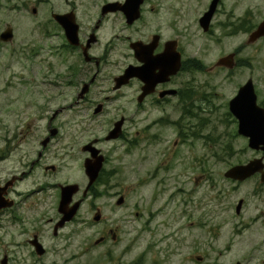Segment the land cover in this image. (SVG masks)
Instances as JSON below:
<instances>
[{
	"label": "rangeland",
	"instance_id": "1",
	"mask_svg": "<svg viewBox=\"0 0 264 264\" xmlns=\"http://www.w3.org/2000/svg\"><path fill=\"white\" fill-rule=\"evenodd\" d=\"M188 1L192 13L183 24L191 27L192 35L196 34L193 48L199 73L184 74L180 82H189L194 88L193 102H201L202 109H193L198 117L188 120L183 118L184 110L180 106L166 121L153 126L163 112L149 109L150 105L136 115L134 106L129 113L125 109L118 111L121 104L114 103L99 117L93 116L91 103L76 107L77 90L69 85L64 87L70 80L66 74L68 63L63 57L61 31L52 18L54 13L63 12V0H0V35L7 25L15 34L13 42L3 45L0 52V119L5 120L6 126L16 125L18 117H44L43 112L51 114L63 105V148L67 150V170L63 177L71 184L80 185L81 190L88 185L84 159L79 160V156L83 158L84 144L106 137L110 121L121 115L134 117L133 122H139L135 128L143 131L141 145L133 151H127L123 142L102 144L110 158L108 169L118 168L119 172L105 195L84 202L58 240L48 236L50 226L42 223L45 245L52 251L55 247L61 251L52 252L41 264H94L99 255L104 259L108 244L94 247L103 230L117 233L118 243L112 247L115 264H176L192 253L186 250L190 236L176 234L180 229V200L188 197L193 202L207 200L213 193L210 186L217 187L214 192H219L220 200L223 191L229 189L225 173L253 159L245 140L237 134L229 103L249 79L257 88L260 102L264 101V39L248 44L250 27L256 28L264 21V0H222L212 37L201 36L194 25V16L203 11L207 0ZM34 7L38 9L37 15L32 14ZM238 26L240 30L234 32ZM235 51L239 52L241 66L229 72L219 69V73L206 74L219 59ZM110 64L105 76L119 73L120 63ZM62 76L63 88L60 87ZM106 80L101 79V84ZM94 92L95 103L108 96L102 85ZM125 103L122 99V105ZM77 118L82 121L79 126L73 122ZM44 124L46 121L39 126ZM227 146L229 154L224 150ZM258 179L252 178L242 185L243 193H232L229 202L233 205L229 202L219 205L222 226L219 238L197 237L193 251L205 248L212 264H236L237 261L263 264L264 188L254 192ZM197 182L202 183L194 185ZM244 192L249 194L248 206L245 215L238 218L237 201L245 196ZM192 193L194 195H190ZM121 197L125 198V207L117 205ZM24 207L25 216L32 218L34 210L29 204ZM223 207L226 212L222 211ZM96 208L101 209L100 222L94 221ZM135 209L143 214L137 217ZM238 222L244 227L234 229ZM6 224L3 231L9 227ZM28 227L23 231L22 225L11 224L8 236L0 239V261L8 254L12 264H34L35 259L26 249V239L30 237ZM181 240L183 244L178 250L177 243ZM103 259H100L101 264H107ZM139 259L143 260L139 262Z\"/></svg>",
	"mask_w": 264,
	"mask_h": 264
},
{
	"label": "flooded vegetation",
	"instance_id": "2",
	"mask_svg": "<svg viewBox=\"0 0 264 264\" xmlns=\"http://www.w3.org/2000/svg\"><path fill=\"white\" fill-rule=\"evenodd\" d=\"M212 2L213 0H207L203 11L194 16L195 28L197 27L198 32L202 33L201 36L212 37L215 34L219 5L207 32L202 24L203 18L211 9ZM34 9L38 12L37 7ZM191 13L192 7L188 0H63V12L60 14L63 15V27L56 23L61 31L63 57L68 63L66 74L70 78L64 87L69 85L70 88L77 90L74 102L76 107L91 103L93 109L90 110L93 116L99 117L105 114L108 107L114 103L121 104L118 111L125 109L129 113L131 106H134L136 115L150 105L149 109L163 112L161 119L153 123L154 126L166 121L167 116L174 114L181 106L184 110L183 118L196 119L198 115L193 112V109L201 110V102H193L194 88L189 85V82H180L184 74L192 76L198 72L193 48L196 34L192 35L191 27L183 24L185 18ZM3 45L5 43L0 42V52ZM234 54L236 67H239L242 62L239 52L235 51ZM110 62L120 63L117 70L119 73L105 76V69L112 66V64L109 65ZM216 64L207 69L206 74L219 73V69L227 70L217 67ZM127 72L137 75L130 76L126 79L124 86L117 88L118 79L125 76ZM101 79L107 80L101 84ZM101 85L108 96L103 97L101 102L95 103L94 91ZM60 87L63 88V76ZM122 99L126 100L125 105H122ZM263 102H260L259 106L264 109ZM28 106L27 103L26 107ZM98 109L100 112L96 113ZM43 114L46 116L18 117L16 125L13 126H6L5 120L0 119V202L13 205L0 211V239L8 236L11 224L18 227L22 225L23 231L29 226L30 237L26 239L28 244L26 249L35 259L34 264H41V261L47 259L52 252L61 251L57 247L52 251L45 245L43 242L45 231L42 229V223L45 222L50 226L48 236L58 240L65 226L73 222L56 230L63 218L59 212L63 186L71 184L63 177V172L67 170L65 158L67 150L63 148V137L65 136L63 105L51 114L47 112ZM122 120L124 123L120 128L119 138L108 140L107 138L115 130L116 125ZM135 120L130 115H121L110 121L106 137L88 141L82 146L83 158L79 156L80 161L84 159L85 163L92 160L91 151L84 150L90 145L91 149L99 151L97 158L103 157L104 162L92 185H89V180L84 190H81L82 187L79 185L80 192L74 197L71 206L81 200L82 207L88 198L97 200L105 195L106 189L119 170L118 168L108 169L110 158L103 150L102 144L123 142L127 151L139 149L143 131L135 128L139 124V122H133ZM44 121L46 124L39 126ZM232 121L238 134L239 121L235 117ZM73 122L75 126L82 124L81 118ZM242 139L248 146L249 140L243 137ZM224 150L230 153L228 146ZM250 152L254 155L252 160H262L264 164V151L250 149ZM257 177L261 175H256L254 178ZM226 181L229 189L223 191L220 200L219 192H214L217 190L216 186L209 187L213 193L209 194L210 197H207V200L197 199L193 202L189 197L180 200V219L178 218L180 229L176 234L183 237L190 236L186 242V250L187 253L190 250L192 253L176 264L193 262L212 264L209 261V252L205 251V248L193 251L196 239L197 237L219 238L222 228L219 224V205L223 206V203L229 202L232 193H243L241 187L247 183V181L237 182L231 179H226ZM201 183L197 182L194 185L199 186ZM263 188L264 184L259 183L254 192L257 193L258 189ZM244 193L245 196L237 201V207L239 203H242L240 213L237 212L236 207L238 218L245 215L248 206L249 194ZM121 198L125 202V198ZM27 204L34 210L32 218L25 216L24 205ZM124 204L120 207H125ZM229 204L233 205V202ZM95 210L96 215L102 218L101 209L96 208ZM222 211L227 210L223 207ZM134 214L140 217L143 211L135 209ZM7 215L10 216L6 220ZM150 217H153V214H150ZM7 221L8 224H6ZM5 224L9 227L3 231ZM236 226L242 228L244 224L238 222L233 228L235 229ZM33 242L41 244L42 254L38 253L37 245ZM117 243L116 232L103 230L99 239L94 242V247H104L108 244V254L104 259L99 255L94 264H101L100 259L107 264H115L112 247ZM182 244V240L177 243L178 250ZM177 254L176 251L175 255ZM3 259L6 260L5 264H12L8 254H4ZM142 260L139 259V262ZM2 263L0 261V264ZM130 264H137V262Z\"/></svg>",
	"mask_w": 264,
	"mask_h": 264
},
{
	"label": "water",
	"instance_id": "3",
	"mask_svg": "<svg viewBox=\"0 0 264 264\" xmlns=\"http://www.w3.org/2000/svg\"><path fill=\"white\" fill-rule=\"evenodd\" d=\"M221 0H214L211 9L203 18V29L205 32L209 30V26L211 21L215 15L217 7ZM33 14H37V11L34 9ZM53 19L63 27V15H53ZM264 37V22L258 27L257 31L254 32L250 36L249 43H254L260 38ZM14 39V32L11 26H8L6 31L2 33L0 36V41L3 43H11ZM217 67H225L228 69L235 68V57L234 55H229L216 64ZM141 72L139 73L140 76ZM137 74H132L127 72L125 76H122L118 79L119 84L117 88H120L126 84V79L130 76H134ZM86 92V91H85ZM148 93V92H147ZM230 111L231 113L239 120V135L249 138V147L253 150H263L264 151V109L258 106L257 104V94L255 93V88L253 85V81H249L245 86H243L238 95L231 101L230 103ZM100 109L96 111L99 113ZM123 120L120 121L115 130L111 133V135L107 138L108 140L119 138L120 128L123 125ZM263 146V147H262ZM85 151H91L92 160H88L85 163V171L86 175L90 179V185H92L97 179L102 167L104 158H97V153L99 151L95 149H91L90 145L84 148ZM96 159L95 161L93 159ZM256 173H261L262 182H264V172L263 165L261 164V160H255L248 164L247 166L235 167L229 172L226 173V178L244 181ZM78 185H68L63 187L62 199L60 203L59 212L63 215L62 220L57 225L56 230L65 226V224L71 222L77 215L78 210L81 206V202L76 203L73 207L70 205L73 202L74 196L79 192ZM118 205L124 204V199L121 198ZM13 205L5 204L0 202V210L2 208H7ZM95 222H99L101 220L100 215H96L94 218ZM37 251L39 254H42L40 251L41 246L37 244ZM6 260L3 261L2 264H5Z\"/></svg>",
	"mask_w": 264,
	"mask_h": 264
}]
</instances>
